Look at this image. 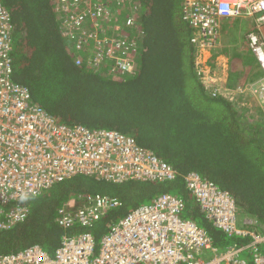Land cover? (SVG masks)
<instances>
[{
  "label": "trees",
  "instance_id": "obj_1",
  "mask_svg": "<svg viewBox=\"0 0 264 264\" xmlns=\"http://www.w3.org/2000/svg\"><path fill=\"white\" fill-rule=\"evenodd\" d=\"M1 1L12 23V78L29 87L33 101L60 123L133 136L178 174L170 181L119 183L78 174L55 183L26 201L23 221L0 231V255L32 244L53 252L63 234L78 230L59 225L60 209L72 203L80 206L95 193L120 202L85 228L96 240L110 222L169 192L183 198L185 215L198 220L219 250L248 242L247 237L226 236L203 218L184 183L193 171L229 191L239 210L253 219L249 227L264 232V120L243 121V112L237 110L240 98L228 100L218 87L216 93L206 87L197 73L192 31L181 17V0H136L140 8L133 24L115 31L111 23H103L101 34L137 41L134 69L125 73L114 70L107 57L97 66L86 59L77 64L76 57H86L84 42L77 48L78 36L62 33L52 0ZM77 31L88 32L89 27ZM236 67L230 63L235 76ZM261 108L256 110L262 112ZM259 248L264 253V244Z\"/></svg>",
  "mask_w": 264,
  "mask_h": 264
},
{
  "label": "built area",
  "instance_id": "obj_2",
  "mask_svg": "<svg viewBox=\"0 0 264 264\" xmlns=\"http://www.w3.org/2000/svg\"><path fill=\"white\" fill-rule=\"evenodd\" d=\"M52 2L62 33L77 35V48L84 42L86 57H76L77 64L86 59L97 66L107 57L117 72L133 71L137 41L129 43L101 31L106 22L116 31L137 21L140 7L136 0ZM181 17L191 28L195 66L203 80L210 71L205 68L207 58H201L217 45L222 21L252 18L254 25L246 40L264 76V0H181ZM83 27L89 31H77ZM11 30L10 13L0 0V231L26 218L28 199L78 174L113 183L176 178L177 170L170 163L133 136L60 123L33 101L29 87L12 78ZM246 88L251 90L252 85L237 91ZM209 89L212 93L219 90ZM184 183L212 228L229 237H247L248 242L219 250L209 232L185 215L183 198L169 192L110 222L96 240L85 228L120 202L95 193L82 199L80 206L74 208L72 203L69 209H60L59 225L67 231L72 227L78 230L63 234L53 252L32 244L1 254L0 264H248V255L251 264H264L259 248L264 244V232L249 227L253 222L250 217L238 223L239 208L229 191L194 171L185 175ZM6 205L8 210H4ZM209 253L211 257L204 256Z\"/></svg>",
  "mask_w": 264,
  "mask_h": 264
},
{
  "label": "crops",
  "instance_id": "obj_3",
  "mask_svg": "<svg viewBox=\"0 0 264 264\" xmlns=\"http://www.w3.org/2000/svg\"><path fill=\"white\" fill-rule=\"evenodd\" d=\"M225 31L226 34L224 33V40L221 41V34ZM221 34H219L217 45L210 51H206L203 56L205 59L207 58L205 64L208 65V68H206V65L205 68L207 71H210L207 75L208 78L204 80L206 87L208 88L211 86L214 89L219 87L224 96L229 92H234L236 97H238L239 94V102H242V104H244V102H249L248 99H252L255 102L257 101L258 107L263 108L264 105L258 100L259 97L257 94L264 85V76L263 72L259 69L260 67L254 54L248 47L247 40L245 37L241 39V46L236 48V46L233 45L235 39L233 30H222ZM235 53L236 55H239L240 59L234 57ZM243 53H245V55H243ZM231 62L237 64V67L235 68L236 76L233 75L230 70ZM256 71L259 74L253 75L252 73ZM244 85H252V89L249 90L246 88L243 91L238 92V87ZM231 99L232 98H230V100ZM235 100L237 101V99Z\"/></svg>",
  "mask_w": 264,
  "mask_h": 264
},
{
  "label": "rangeland",
  "instance_id": "obj_4",
  "mask_svg": "<svg viewBox=\"0 0 264 264\" xmlns=\"http://www.w3.org/2000/svg\"><path fill=\"white\" fill-rule=\"evenodd\" d=\"M253 25H254V21L252 18L225 19L222 21L220 34H221L222 30H233V34H235V39H234L233 45H235L237 48V47L241 46V44H240L241 39H243L244 37L246 39V35L250 31V27ZM224 33L226 34V31L221 34V37H220L221 41L224 40ZM243 55H245V53H243ZM234 57L240 59L239 55L238 54L236 55V53L234 54ZM201 60L202 61L205 60V57L201 58ZM248 61H249V59H248ZM206 68H208V65H206ZM240 87H248V85L247 86L244 85V86H240ZM261 89L257 95L259 97L258 100H260L261 103L264 105V92L261 91ZM263 90H264V85H263ZM209 91H211V89H209ZM228 94H229V96H228ZM228 94L226 95V96H228L227 97L228 100L230 98H232V99H237V102H238V99L240 98L239 94H238V97H236V94L234 95V92H229ZM248 100H249V102H244V104H242V102H239V104H238L239 109H237V110H239L240 113L243 112V113H241V114H243V116H242L243 121H245L244 119H246V118L248 119V121H251V120L252 121H258L261 119L264 120V107L261 108V109H263L262 112H258L256 110V109H259V107L257 106L258 105L257 101L255 102L252 99H248ZM240 107L241 108L243 107V109H241ZM183 148L181 146V150H183ZM191 149H193V147H191ZM181 152L183 153V151H181ZM144 203L147 204L149 202H144ZM245 217H248V216L246 215V213L243 210L240 209L239 212L237 213L238 223H240V221L242 219H244ZM196 221L198 222L197 219H196ZM198 224H200V223L198 222ZM208 257H211L210 253L208 254Z\"/></svg>",
  "mask_w": 264,
  "mask_h": 264
}]
</instances>
